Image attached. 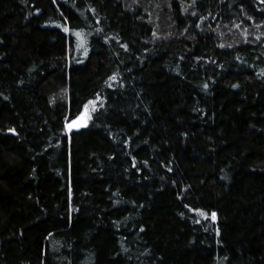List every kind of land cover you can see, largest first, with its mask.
I'll list each match as a JSON object with an SVG mask.
<instances>
[{
    "label": "trees",
    "instance_id": "obj_1",
    "mask_svg": "<svg viewBox=\"0 0 264 264\" xmlns=\"http://www.w3.org/2000/svg\"><path fill=\"white\" fill-rule=\"evenodd\" d=\"M0 264H264V0H0Z\"/></svg>",
    "mask_w": 264,
    "mask_h": 264
},
{
    "label": "rangeland",
    "instance_id": "obj_2",
    "mask_svg": "<svg viewBox=\"0 0 264 264\" xmlns=\"http://www.w3.org/2000/svg\"><path fill=\"white\" fill-rule=\"evenodd\" d=\"M97 101H91L89 102L83 109L82 113L79 115V117L72 121L70 123V127L71 128H81L86 126V124L88 123V121L91 118L92 113L95 111V109L97 108Z\"/></svg>",
    "mask_w": 264,
    "mask_h": 264
},
{
    "label": "snow or ice",
    "instance_id": "obj_3",
    "mask_svg": "<svg viewBox=\"0 0 264 264\" xmlns=\"http://www.w3.org/2000/svg\"><path fill=\"white\" fill-rule=\"evenodd\" d=\"M215 216V214H213V217Z\"/></svg>",
    "mask_w": 264,
    "mask_h": 264
},
{
    "label": "water",
    "instance_id": "obj_4",
    "mask_svg": "<svg viewBox=\"0 0 264 264\" xmlns=\"http://www.w3.org/2000/svg\"><path fill=\"white\" fill-rule=\"evenodd\" d=\"M70 127V126H69Z\"/></svg>",
    "mask_w": 264,
    "mask_h": 264
}]
</instances>
